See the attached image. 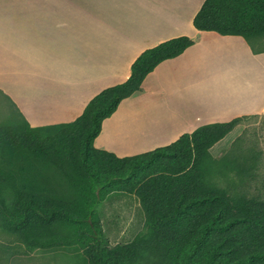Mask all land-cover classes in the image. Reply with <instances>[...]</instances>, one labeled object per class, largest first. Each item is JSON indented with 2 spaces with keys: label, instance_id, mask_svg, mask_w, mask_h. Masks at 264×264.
Returning <instances> with one entry per match:
<instances>
[{
  "label": "trees",
  "instance_id": "trees-1",
  "mask_svg": "<svg viewBox=\"0 0 264 264\" xmlns=\"http://www.w3.org/2000/svg\"><path fill=\"white\" fill-rule=\"evenodd\" d=\"M193 24L241 35L252 52L264 51V0H204ZM193 43L180 35L146 48L125 81L95 94L71 122L2 123L0 229L30 249L76 246L83 264H264V200L220 180L230 170L252 178L258 153L252 160L232 155L234 148L242 149L239 136L221 157L209 150L249 115L202 124L168 145L132 156L93 145L102 120L119 102L139 90L159 62ZM40 130L51 134L41 137ZM115 178L129 182L112 183ZM113 189L138 197L145 229L111 246L96 208Z\"/></svg>",
  "mask_w": 264,
  "mask_h": 264
},
{
  "label": "crops",
  "instance_id": "crops-1",
  "mask_svg": "<svg viewBox=\"0 0 264 264\" xmlns=\"http://www.w3.org/2000/svg\"><path fill=\"white\" fill-rule=\"evenodd\" d=\"M203 2L0 0V93L31 127L71 122L95 94L125 81L143 50L187 35L194 43L119 102L93 145L132 156L205 123L263 114L264 51L252 52L241 35L197 29ZM241 128L210 152L228 148Z\"/></svg>",
  "mask_w": 264,
  "mask_h": 264
},
{
  "label": "rangeland",
  "instance_id": "rangeland-1",
  "mask_svg": "<svg viewBox=\"0 0 264 264\" xmlns=\"http://www.w3.org/2000/svg\"><path fill=\"white\" fill-rule=\"evenodd\" d=\"M261 44L264 47V36ZM7 121H15L21 125L22 119L18 111L0 93V125ZM239 123L242 128L237 136L240 137L238 144L242 149L234 148L235 151H232V155L239 158L244 156V158L252 160V154L257 152L258 158L254 166L255 175L252 178L241 179L235 170H230L228 175L220 180L222 184L230 180L242 189L248 198L264 200V113L249 115L241 119ZM39 134L41 137H46L51 132L40 130ZM228 148L218 155L214 154L215 157L224 155ZM125 181L127 182L128 178L119 180L115 178L112 183H124ZM230 181L229 183H231ZM107 187L108 185L104 189ZM137 202L138 197L135 194L123 189L110 190L99 201L96 210L109 245L130 241L136 233L144 231V219L139 213V210L142 211V209L136 204ZM76 249V246L67 250L63 248L30 249L13 233L0 229V264H83L80 252Z\"/></svg>",
  "mask_w": 264,
  "mask_h": 264
},
{
  "label": "bare ground",
  "instance_id": "bare-ground-1",
  "mask_svg": "<svg viewBox=\"0 0 264 264\" xmlns=\"http://www.w3.org/2000/svg\"><path fill=\"white\" fill-rule=\"evenodd\" d=\"M240 47H242V45H240ZM212 87V86H211ZM215 93V92H214ZM215 95H217L216 93H215ZM217 97V96H216ZM213 101V100H212Z\"/></svg>",
  "mask_w": 264,
  "mask_h": 264
}]
</instances>
